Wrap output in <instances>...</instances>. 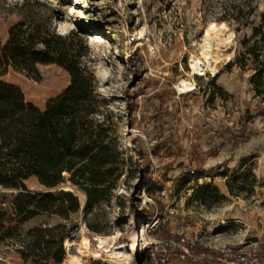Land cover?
I'll return each mask as SVG.
<instances>
[{
	"label": "rangeland",
	"instance_id": "374dc122",
	"mask_svg": "<svg viewBox=\"0 0 264 264\" xmlns=\"http://www.w3.org/2000/svg\"><path fill=\"white\" fill-rule=\"evenodd\" d=\"M24 2L48 15L56 34L75 32L84 41L123 158L109 198L74 214L68 238L76 243L85 235L96 244V236L116 232L111 247L139 243L117 258L84 257L73 245L61 264H150L142 251L146 223L155 224L147 235L160 239H177L187 228L195 248L211 253L256 242L264 263V103L249 82L252 60L239 63L264 0H0L3 40L20 19L14 4ZM211 22L227 27L213 45L214 72L193 74L191 56L200 53ZM36 69L37 75L10 70L5 80L42 108L68 86L69 76L55 64ZM180 79L193 89L180 91ZM143 173L151 176L146 184ZM25 186L48 191L34 177ZM75 194L83 207L84 194ZM165 264L192 263L171 255Z\"/></svg>",
	"mask_w": 264,
	"mask_h": 264
},
{
	"label": "trees",
	"instance_id": "16d2710c",
	"mask_svg": "<svg viewBox=\"0 0 264 264\" xmlns=\"http://www.w3.org/2000/svg\"><path fill=\"white\" fill-rule=\"evenodd\" d=\"M14 7L20 19L5 40L0 28V264H61L72 216L81 209L75 190L85 196L83 211L107 200L123 174V158L82 38L56 34L51 18L29 11V2ZM242 47L239 63L252 60L249 82L264 103V10ZM49 64L63 69L69 84L42 108L5 80L10 70L37 75V65ZM31 177L48 191H29ZM141 179L146 184L151 176ZM66 182L75 190L52 191Z\"/></svg>",
	"mask_w": 264,
	"mask_h": 264
},
{
	"label": "built area",
	"instance_id": "2783aa9c",
	"mask_svg": "<svg viewBox=\"0 0 264 264\" xmlns=\"http://www.w3.org/2000/svg\"><path fill=\"white\" fill-rule=\"evenodd\" d=\"M153 225L146 223L142 227L147 242L143 251L147 253L150 264H165L171 255L178 256L180 261H187L192 264L203 262H210V264H264L260 257V248L256 242L226 244L211 253L195 248V243L190 240L187 228L180 233L177 239H160L156 236L147 235V231ZM113 234L117 233L114 232ZM122 246L123 244H118L112 248L121 250Z\"/></svg>",
	"mask_w": 264,
	"mask_h": 264
},
{
	"label": "bare ground",
	"instance_id": "6f19581e",
	"mask_svg": "<svg viewBox=\"0 0 264 264\" xmlns=\"http://www.w3.org/2000/svg\"><path fill=\"white\" fill-rule=\"evenodd\" d=\"M227 27L224 23H209L203 32L202 43L200 44V53L192 55L190 61V67L193 74L205 75L207 72L213 73L215 65L217 63V55L213 49V45L216 43L217 35L219 32H224ZM139 37L142 36V30L137 32ZM177 87L182 92H189L193 89V83L187 79H180L178 81ZM66 190H71L70 188H64ZM155 225V224H154ZM141 231L144 232L142 229ZM145 234V232H144ZM117 234H112L108 236H96V244H92L91 240L82 235L78 242H74L71 238H66L64 240L63 246L66 251L75 245L78 253L81 256H91L98 257L101 253L111 256L112 258H117L126 255L127 252L139 249V243L136 241H128L123 244L122 249H113L111 246L114 243ZM144 248L146 246V236L143 237ZM110 248L108 251L105 248ZM112 248V249H111ZM144 250V249H143ZM142 250V251H143Z\"/></svg>",
	"mask_w": 264,
	"mask_h": 264
},
{
	"label": "water",
	"instance_id": "95a60500",
	"mask_svg": "<svg viewBox=\"0 0 264 264\" xmlns=\"http://www.w3.org/2000/svg\"><path fill=\"white\" fill-rule=\"evenodd\" d=\"M66 187L70 188L71 191H72V190H75L74 187L70 186V184H69L68 182H66V183H62V184H60L59 186L53 188L52 191H56V190H59V189H64V188H66ZM83 198L85 199V196H84V195H83ZM81 208H82V206H81ZM63 248H64V246H63ZM64 250H65V248H64Z\"/></svg>",
	"mask_w": 264,
	"mask_h": 264
}]
</instances>
